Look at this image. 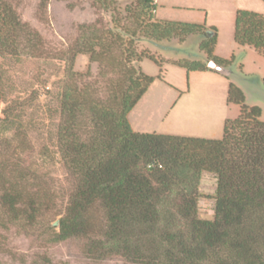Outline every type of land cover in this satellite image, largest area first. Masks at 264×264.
<instances>
[{"label": "trees", "instance_id": "trees-1", "mask_svg": "<svg viewBox=\"0 0 264 264\" xmlns=\"http://www.w3.org/2000/svg\"><path fill=\"white\" fill-rule=\"evenodd\" d=\"M49 1L39 0L40 15ZM88 1L110 8L107 0ZM139 2L148 15L140 23L152 39L202 37L198 50L204 59L175 65L187 72L210 71V60L230 67L233 57L213 56L214 28L152 20V1ZM77 29L74 45L64 54L65 81L57 100V161L51 160L49 147L42 148V160L30 169L19 160L31 153L30 148L11 145L13 137L25 138L17 116L27 100L8 102L1 111L0 231L33 232L49 218L56 230L53 240H82L83 254L92 261L120 257L130 264H264L260 109L247 106L242 91L229 84L227 102L238 106L239 114L225 121L220 139L135 133L127 115L149 85L163 79L160 62L147 53L125 51L123 58L105 63L111 74L124 78L125 87L114 88L104 76L103 87H98L76 73L73 64L85 53L92 62L98 56L107 61L108 49H94L106 44L108 32L98 19ZM233 40L264 58V17L237 10ZM4 56L43 58L41 38L21 22L11 0H0V57ZM143 58L159 69L156 77L141 72L138 63ZM1 87L0 101L5 96ZM101 91L108 95L98 96ZM55 171L62 178L52 176ZM202 173L216 179L212 220L197 218Z\"/></svg>", "mask_w": 264, "mask_h": 264}, {"label": "rangeland", "instance_id": "rangeland-1", "mask_svg": "<svg viewBox=\"0 0 264 264\" xmlns=\"http://www.w3.org/2000/svg\"><path fill=\"white\" fill-rule=\"evenodd\" d=\"M178 2L165 9L157 7L159 14L155 18L159 21L204 24L202 9L196 5L187 7L185 0ZM11 3L21 22L36 31L42 42L41 59L0 57V86L5 92L0 101V118L8 102L27 100L26 107L17 116L19 129L26 130L25 138L20 134L10 142L13 147L23 144L30 148L28 156L19 158L30 169L42 160V148L51 149L53 162L58 159L54 135L59 121L58 95L65 81L64 54L74 45L78 26L91 24L96 19L108 34L103 48L96 47L94 52L104 53L108 49L110 57L106 61L98 56V60L92 62L88 53L77 55L73 70L83 75L85 81L103 87L102 79L106 77L112 81L114 88L125 87L124 78L111 74L105 65L123 58L125 51L147 53L161 64L164 84L157 83L163 86H156L160 87L158 89L151 86L131 116L136 128L143 133L220 139L225 121L235 120L239 114L238 106L227 102L229 84L242 91L247 106L260 109V120L264 122V64H258L249 56H241L238 51L233 52L231 26L226 23V15L223 18L217 11L209 15L219 29L217 52L226 60L234 55L242 65L244 58L243 76L238 68H232V75L224 77L211 71L209 74L187 72L175 65L204 59L203 53L198 50L202 37L179 35L170 39H152L147 29L143 28L144 24L140 23L148 15L139 0H107L110 7L107 10L92 6L88 0H50L43 16L38 11L39 0H11ZM151 16L152 20H156L152 12ZM138 66L147 76L156 77L159 74L156 65L145 58ZM107 95L105 91L98 93V96ZM52 176L62 178L59 171ZM215 181L212 174L202 173L200 176L197 186L199 219L213 218ZM55 232L49 218L33 232L24 233L17 228L0 231V264H130L120 257L89 260L83 254L82 240L55 242Z\"/></svg>", "mask_w": 264, "mask_h": 264}, {"label": "crops", "instance_id": "crops-1", "mask_svg": "<svg viewBox=\"0 0 264 264\" xmlns=\"http://www.w3.org/2000/svg\"><path fill=\"white\" fill-rule=\"evenodd\" d=\"M152 1V5L154 6L153 9V14H154V18L156 17V15L159 14V11L157 10V7L160 8H167L173 4H177L179 3V0H151ZM182 3V0H181ZM185 3L187 5V7H193V5H196V7H198L199 9H202V11L204 12L205 15V20H204V27L206 29L209 28H214L216 31V43L213 49V56L220 58L222 60H226L225 56H222L221 54H218L217 52V47L219 45V29L216 26V22L213 21L214 19L209 18L210 13L212 12H218V15H226L228 18H226V23L230 24L231 26V39L233 41L232 43V48H234L233 52L235 53V51H238L239 53H241V56L245 55L249 56L250 58L254 59L258 64L263 65L264 64V58L258 54L254 49L250 48V47H241L238 46L234 40H233V30L232 27L234 25V15L235 12L237 10H246V11H252V12H256L261 14L264 17V0H185ZM156 19V18H155ZM157 20V19H156ZM159 21V20H157ZM160 21H165V20H160ZM221 21V20H220ZM231 57H233V61L230 65V67H227L226 69L230 70V75H228L227 77L232 75V68H239L240 67V71L242 73V68L244 67V58H242L243 61V65L240 64V60H238L237 58H235L234 55H232ZM212 72V71H211ZM210 71H204L202 73H211ZM215 72H212V74ZM220 75V74H219ZM223 76V75H222ZM226 77V76H224ZM262 77L264 78V75H262ZM163 80V79H162ZM162 80H157L155 82H152L149 87L147 88L146 92L143 94V96L140 98V100L136 103V105L132 108V110L128 113L127 115V120L129 123V126L131 128V130L135 133H140V134H152V133H143L141 130L137 129L136 125L134 124V122L132 121L133 118L131 117L136 106L139 104V102L141 101L142 98H144L146 96V94L149 91V88L151 86H155V88H160V87H156V86H163L161 84H164ZM160 82V83H157ZM160 84V85H159ZM261 117V114H260ZM261 121V120H260ZM156 134V133H154ZM172 135V134H169Z\"/></svg>", "mask_w": 264, "mask_h": 264}, {"label": "water", "instance_id": "water-1", "mask_svg": "<svg viewBox=\"0 0 264 264\" xmlns=\"http://www.w3.org/2000/svg\"><path fill=\"white\" fill-rule=\"evenodd\" d=\"M209 34V33H208ZM207 69H209L212 72H215L217 74L223 75V76H228L230 75V70L226 69L223 66H220L218 64H216L214 61L210 60L207 62L206 64Z\"/></svg>", "mask_w": 264, "mask_h": 264}, {"label": "built area", "instance_id": "built-area-1", "mask_svg": "<svg viewBox=\"0 0 264 264\" xmlns=\"http://www.w3.org/2000/svg\"><path fill=\"white\" fill-rule=\"evenodd\" d=\"M152 13H153V11H152Z\"/></svg>", "mask_w": 264, "mask_h": 264}]
</instances>
